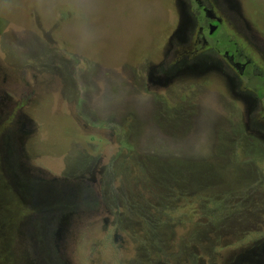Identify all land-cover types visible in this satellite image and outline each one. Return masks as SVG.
<instances>
[{
    "label": "rangeland",
    "instance_id": "obj_1",
    "mask_svg": "<svg viewBox=\"0 0 264 264\" xmlns=\"http://www.w3.org/2000/svg\"><path fill=\"white\" fill-rule=\"evenodd\" d=\"M215 1L264 39V0ZM188 9L0 0V264H264L257 80Z\"/></svg>",
    "mask_w": 264,
    "mask_h": 264
},
{
    "label": "flooded vegetation",
    "instance_id": "obj_2",
    "mask_svg": "<svg viewBox=\"0 0 264 264\" xmlns=\"http://www.w3.org/2000/svg\"><path fill=\"white\" fill-rule=\"evenodd\" d=\"M245 6L244 0H238ZM187 5L190 16L195 20L192 27V38L195 39V49L199 51L202 47L209 46L213 41L215 52L213 55L219 57V66L221 69L229 71L239 79L252 78L257 80L254 91L245 92L248 95L255 93L261 105L264 104V75H255L252 68V61L248 58V51L241 48L244 47L239 36L244 32L252 35L256 49L264 55V39L249 26L244 27L239 22V17L229 15L231 22L225 21L222 13L221 5L215 0H184ZM218 7V8H217ZM220 8V10H219ZM247 16V12H246ZM248 17V16H247ZM234 29V33L232 32ZM228 32L230 36L224 33ZM223 35V36H222ZM224 37V38H223ZM242 44V45H241ZM206 57L209 55L205 54ZM225 62H223L222 58ZM183 71L185 67H180ZM238 93L242 94V90L238 89ZM244 97V96H243Z\"/></svg>",
    "mask_w": 264,
    "mask_h": 264
},
{
    "label": "trees",
    "instance_id": "obj_3",
    "mask_svg": "<svg viewBox=\"0 0 264 264\" xmlns=\"http://www.w3.org/2000/svg\"><path fill=\"white\" fill-rule=\"evenodd\" d=\"M58 21V20H57ZM56 21V22H57ZM223 36V35H222ZM224 38V37H223ZM52 197V196H55L53 193H51V194H49L48 195V197ZM38 224H39V226L38 227H36L37 229H38V231L37 232H39L38 234L39 235H42V232H43V227H44V225H43V227H42V224H41V222H38Z\"/></svg>",
    "mask_w": 264,
    "mask_h": 264
},
{
    "label": "clouds",
    "instance_id": "obj_4",
    "mask_svg": "<svg viewBox=\"0 0 264 264\" xmlns=\"http://www.w3.org/2000/svg\"><path fill=\"white\" fill-rule=\"evenodd\" d=\"M246 8V7H245ZM181 11V10H180Z\"/></svg>",
    "mask_w": 264,
    "mask_h": 264
}]
</instances>
